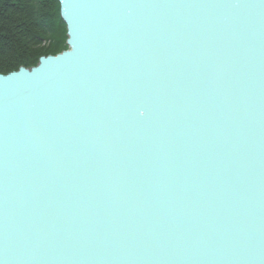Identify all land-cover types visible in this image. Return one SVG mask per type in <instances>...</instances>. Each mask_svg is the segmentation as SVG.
Listing matches in <instances>:
<instances>
[{
	"label": "water",
	"instance_id": "95a60500",
	"mask_svg": "<svg viewBox=\"0 0 264 264\" xmlns=\"http://www.w3.org/2000/svg\"><path fill=\"white\" fill-rule=\"evenodd\" d=\"M59 2L0 74V264H264V0Z\"/></svg>",
	"mask_w": 264,
	"mask_h": 264
},
{
	"label": "trees",
	"instance_id": "16d2710c",
	"mask_svg": "<svg viewBox=\"0 0 264 264\" xmlns=\"http://www.w3.org/2000/svg\"><path fill=\"white\" fill-rule=\"evenodd\" d=\"M67 34L58 0H0V74L67 50Z\"/></svg>",
	"mask_w": 264,
	"mask_h": 264
},
{
	"label": "bare ground",
	"instance_id": "6f19581e",
	"mask_svg": "<svg viewBox=\"0 0 264 264\" xmlns=\"http://www.w3.org/2000/svg\"><path fill=\"white\" fill-rule=\"evenodd\" d=\"M59 1V0H58ZM60 3V2H59ZM61 13H62V10H61Z\"/></svg>",
	"mask_w": 264,
	"mask_h": 264
}]
</instances>
